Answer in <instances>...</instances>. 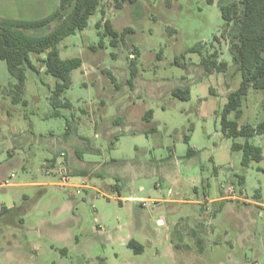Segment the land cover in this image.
Masks as SVG:
<instances>
[{
	"label": "rangeland",
	"instance_id": "374dc122",
	"mask_svg": "<svg viewBox=\"0 0 264 264\" xmlns=\"http://www.w3.org/2000/svg\"><path fill=\"white\" fill-rule=\"evenodd\" d=\"M220 1L102 0L87 27L59 44L63 59L84 60L61 98L69 107L53 105L57 78L43 68L26 69V103L14 102L8 91L16 79L0 59V264H264V158L244 165L232 145L246 138L221 129V110L242 75ZM59 6L0 0V18L35 22ZM107 19L130 29L117 47L110 37L99 44ZM54 25L26 32L44 35ZM198 43L228 70L207 71L203 55L188 51ZM186 88L188 99L174 95ZM241 108L239 123L257 127L264 90L251 89ZM249 141L264 154V133ZM63 150L73 167L100 168L92 188L78 193L46 173L44 163ZM74 174L71 183L82 181ZM129 195L148 206L123 201Z\"/></svg>",
	"mask_w": 264,
	"mask_h": 264
},
{
	"label": "trees",
	"instance_id": "16d2710c",
	"mask_svg": "<svg viewBox=\"0 0 264 264\" xmlns=\"http://www.w3.org/2000/svg\"><path fill=\"white\" fill-rule=\"evenodd\" d=\"M206 1L213 4L216 0ZM101 2L102 0H60L59 8L52 15L35 22L0 18V59L7 62L10 74L16 79L10 90H7L14 102L26 103V69L31 68L39 73L40 68H43L46 73L57 78L53 90V105H71L69 100L62 102L61 98L72 85L73 70L81 68L84 60L80 56L63 59L59 44L65 37L84 30L90 17L98 11ZM218 5L225 20V30L229 28L228 33L231 35L230 53L242 75L240 86L228 94V101L221 110V129L228 138H246L244 143L234 142L232 148L243 151L242 163L248 165L251 160L261 161L264 158L262 148L249 141L255 135L264 133V120L257 127L250 123H239L243 115L241 107L250 90H264V0H222ZM53 23L54 27L44 35L36 36L26 32L29 27L51 26ZM102 24L101 21L97 23L98 29ZM103 25L104 32H99L100 46H104L105 37H110V45L117 47L130 31L129 28L123 31L116 29L108 19ZM203 48V43H198L188 51L200 52L203 55ZM32 55L35 56L34 59ZM202 60L207 71L228 70V62L219 61L217 51L203 55ZM130 67L129 82L133 86L138 75L135 58L131 60ZM105 72L116 81L111 72ZM174 95L188 99L190 90L176 89ZM232 112L235 114L234 119L229 118ZM153 113V110L147 111L144 119L151 121ZM186 139L189 141V137ZM190 153H193L192 149ZM241 183H244V179H241ZM257 197H261L260 192H257ZM128 246L137 252L144 250L143 245L135 240L129 241Z\"/></svg>",
	"mask_w": 264,
	"mask_h": 264
},
{
	"label": "built area",
	"instance_id": "2783aa9c",
	"mask_svg": "<svg viewBox=\"0 0 264 264\" xmlns=\"http://www.w3.org/2000/svg\"><path fill=\"white\" fill-rule=\"evenodd\" d=\"M47 174H56L59 176V181L57 184L60 187H74L78 193H82V191L86 188H89V179H84L79 184L71 183L72 178V170L68 161V154L65 150L61 151L59 155L50 162H45L44 165ZM16 175L13 173L12 177ZM10 183L7 181L3 183V185L7 186ZM234 192V187L229 186V195L231 196ZM110 197V196H109ZM227 197V196H226ZM143 206H148V199H140L139 200Z\"/></svg>",
	"mask_w": 264,
	"mask_h": 264
},
{
	"label": "crops",
	"instance_id": "0c3cea01",
	"mask_svg": "<svg viewBox=\"0 0 264 264\" xmlns=\"http://www.w3.org/2000/svg\"><path fill=\"white\" fill-rule=\"evenodd\" d=\"M54 160V159H53ZM51 161V160H50ZM46 162H49V161H46ZM81 163V162H80ZM82 164V163H81ZM69 165H70V168L75 172V174H74V176L75 175H77V176H82V180H84V179H89L90 180V178H92L94 175H100L101 173H100V171H98V169H100L99 167H94L93 165H92V167L91 168H89V166H85L84 167V165H82V167L81 168H76V167H73L72 166V164H71V161H70V157H69ZM79 183H81V181L79 182ZM79 183H74V184H79ZM35 184H41V183H33V185H35ZM15 185H17V184H15ZM90 186V185H89ZM93 186H90L89 188H92ZM86 189H88V188H86ZM85 189V190H86ZM95 190H98V188H95ZM120 191V189H118V192ZM121 192V191H120ZM130 200V201H136V202H140L139 200L140 199H144L143 197H141V196H136V195H129V196H125L124 198H123V201H125V200ZM224 199V197L223 196H221V197H218V198H215V199H213V201L214 202H217V201H221V200H223Z\"/></svg>",
	"mask_w": 264,
	"mask_h": 264
}]
</instances>
